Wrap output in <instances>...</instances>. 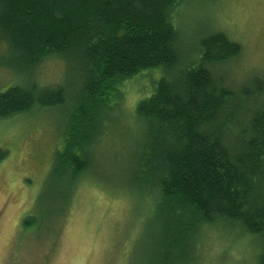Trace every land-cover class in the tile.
I'll return each mask as SVG.
<instances>
[{
	"label": "trees",
	"instance_id": "obj_1",
	"mask_svg": "<svg viewBox=\"0 0 264 264\" xmlns=\"http://www.w3.org/2000/svg\"><path fill=\"white\" fill-rule=\"evenodd\" d=\"M185 1L0 0V70L29 77L56 58L74 64L80 80L70 96L26 77L0 91V119L67 108L65 145L52 167L71 195L90 167L89 149L106 135L103 121L118 107L122 84L161 71L136 105L142 136L132 169L109 184L151 201L156 264H196L200 232L221 223L258 237L264 264V79L234 89L215 73L242 50L217 31L179 67L175 16Z\"/></svg>",
	"mask_w": 264,
	"mask_h": 264
},
{
	"label": "rangeland",
	"instance_id": "obj_2",
	"mask_svg": "<svg viewBox=\"0 0 264 264\" xmlns=\"http://www.w3.org/2000/svg\"><path fill=\"white\" fill-rule=\"evenodd\" d=\"M175 24L179 67L195 58L203 36L217 31L242 50L215 73L234 89L264 79V0H186ZM14 68L0 70V91L33 79L41 86L61 85L72 96L80 85L77 68L66 60L48 59L29 77ZM160 73L122 84L118 107L103 121L106 135L89 149L90 167L71 195L52 167L65 145L67 108L0 119V264H156L159 222L150 214L151 201L126 197L109 180L122 182L132 169L142 136L136 105ZM133 126L132 132L124 129ZM200 234L194 263L258 264V237L224 223Z\"/></svg>",
	"mask_w": 264,
	"mask_h": 264
}]
</instances>
